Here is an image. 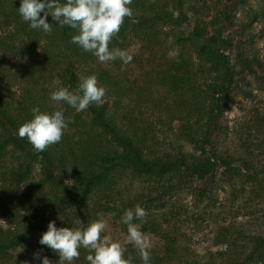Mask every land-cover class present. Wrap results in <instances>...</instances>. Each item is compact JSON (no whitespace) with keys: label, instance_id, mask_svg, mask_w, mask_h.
Instances as JSON below:
<instances>
[{"label":"trees","instance_id":"obj_1","mask_svg":"<svg viewBox=\"0 0 264 264\" xmlns=\"http://www.w3.org/2000/svg\"><path fill=\"white\" fill-rule=\"evenodd\" d=\"M244 2L133 0V17L125 19L109 45L127 52L132 40L141 42L138 56L130 54L133 59L124 64L119 59L100 63L82 52L70 42L77 30L59 27L51 16V33L31 30L18 13L20 0H0V219H8L7 227L0 225V264H28L34 247L44 251L50 264H63L54 250L39 243L50 221L57 228L74 229L80 227L77 219L86 227L97 220L96 214L108 213L121 223L124 211L139 204L148 213L141 230L159 234L162 221L179 218L172 198L183 186L194 191L195 183L209 181L204 188L216 197L212 185L225 177L227 184L242 182L264 191V167L253 160L242 172L219 144L225 132L220 118L233 102V92H243L246 76L264 83V54L244 56L238 42L225 34L234 24L233 8L243 12L246 28L264 18L263 6L249 9ZM174 48L179 49L175 56L170 54ZM113 68L121 75L115 76ZM136 70L135 80L127 81ZM90 75L108 89L112 103L106 99L81 113L61 105L70 121L68 130L78 129L67 131L44 152L18 137L34 106L42 112L57 110L50 93L69 85L75 89ZM244 92V97L253 96L252 90ZM162 113L172 115L169 123H178L179 137L191 150L155 149L153 119ZM123 173L131 181L157 182V188L147 186L134 200L120 199L118 178ZM153 208L162 212L161 218ZM215 243L223 247V258L204 264L264 262V233H246L236 223L221 225ZM126 246V256L142 264L138 249ZM178 250L175 238L164 234L163 247L150 248L151 264H201ZM88 254L81 248L73 264H88Z\"/></svg>","mask_w":264,"mask_h":264},{"label":"rangeland","instance_id":"obj_2","mask_svg":"<svg viewBox=\"0 0 264 264\" xmlns=\"http://www.w3.org/2000/svg\"><path fill=\"white\" fill-rule=\"evenodd\" d=\"M245 8H262V0H245ZM234 24L227 28L229 36L234 42H238L244 56L250 58L257 54H264V18L255 23L252 27L246 28L243 25L245 17L240 9L234 10ZM249 29V30H246ZM164 31L172 34V29L165 27ZM185 33L189 32L188 27L184 29ZM139 40H132L127 48L129 54L136 53L138 56ZM178 48L171 50L170 54L175 56ZM231 60H235L234 52L231 54ZM120 73L118 68H113V74L116 76ZM139 71L127 75V81H133L138 76ZM121 75V73H120ZM243 92L234 91L233 102L220 118L222 131L219 138V144L225 146L227 152L233 157L234 165L241 166L242 172L247 171V165L255 160L253 165L264 167V83L258 81L254 76H246L242 85ZM104 100L109 99L112 103V97L108 95V89ZM252 90V97H244V91ZM171 114L162 113L161 117L153 119L155 123L154 130L155 140L152 145L155 149L166 147V149L182 148L191 150V146L183 138L179 137L178 123L175 121L169 123ZM259 119V121H258ZM260 123L259 125H256ZM226 126V128L224 127ZM81 128V127H80ZM78 128L69 129V133H74ZM86 129V128H85ZM86 133V132H85ZM84 133V134H85ZM83 134V135H84ZM251 169V165H249ZM65 177V176H64ZM65 183L70 180L65 177ZM211 183L209 181L195 183V190L192 186H183L180 193L172 199L176 203L179 218L169 216V224L162 221V227L159 234L144 232L151 247H163L164 234H171L178 245L179 250L176 252L187 259L199 261L201 264L209 261L211 258L220 261L221 248L215 243V233L221 225L240 224V227L246 233L260 232L264 233V195L263 189L253 188L250 184L236 182L227 184L225 177H217L212 185L214 195L210 191L206 192L204 186ZM157 188V182L146 184L143 182L131 181L129 174L123 173L118 178V189L120 199L132 197L134 200L138 195L146 191V187ZM210 188V185H207ZM153 211L160 213L159 210ZM97 220L106 222V235H110L113 240L120 241L122 244L126 241L127 226L115 221L108 213L96 214ZM162 212L160 213V218ZM8 219H0V225L7 227ZM150 247V248H151ZM39 253L43 258L44 251L34 247L27 254L28 264H40V260L34 258V254ZM250 264H264V262H255Z\"/></svg>","mask_w":264,"mask_h":264},{"label":"clouds","instance_id":"obj_3","mask_svg":"<svg viewBox=\"0 0 264 264\" xmlns=\"http://www.w3.org/2000/svg\"><path fill=\"white\" fill-rule=\"evenodd\" d=\"M132 3L133 0H20L18 13L31 30L45 34L53 31L54 26L47 22V17L51 16L59 27L77 30L70 42L82 52L91 53L100 63L119 59L127 64L133 59L132 55L109 45L118 36L125 19L133 17ZM105 95L106 89L98 84L96 75L82 78L75 89L70 85L61 87L50 93V100L55 102L57 110L42 112L34 106L32 119L18 128L17 135L21 139L27 138L36 152H44L49 146L60 143L68 131L70 121L61 105L66 104L76 113H81L92 105H102ZM147 215L139 204L124 211L120 217V222L127 226L123 244L104 234V220H95L85 227L79 219L80 227L74 229L57 228L50 221L39 243L54 250L63 264H73L79 259L81 248L89 252L85 257L88 264H134V257L126 256L127 244L138 249L142 264H151L150 241L141 230L147 222ZM34 258L40 260V264H50L39 253L34 254Z\"/></svg>","mask_w":264,"mask_h":264}]
</instances>
